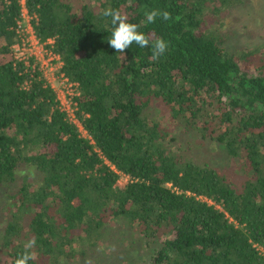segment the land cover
<instances>
[{"label": "trees", "instance_id": "obj_1", "mask_svg": "<svg viewBox=\"0 0 264 264\" xmlns=\"http://www.w3.org/2000/svg\"><path fill=\"white\" fill-rule=\"evenodd\" d=\"M241 5L26 0L36 37L78 84L86 138L41 73L9 59L20 8L0 0V189L20 180L7 196L0 264L23 251L10 249L16 230L35 240L37 257L59 258L110 219L141 233L147 264H264V43L231 51L222 30ZM109 7L167 52L154 61L133 43L117 53ZM152 9L172 20L146 23Z\"/></svg>", "mask_w": 264, "mask_h": 264}, {"label": "rangeland", "instance_id": "obj_2", "mask_svg": "<svg viewBox=\"0 0 264 264\" xmlns=\"http://www.w3.org/2000/svg\"><path fill=\"white\" fill-rule=\"evenodd\" d=\"M246 5H241L229 11L224 19L223 37L227 39L226 47L233 51L238 47L253 49L264 43V0H242ZM211 161V156H210ZM223 159H216L218 162ZM21 179V175H18ZM7 189H0V241L3 242L2 232L8 218L10 207L8 195L12 190H16L18 182ZM127 182V177L120 175L118 186L123 187ZM15 211V209H14ZM97 220L92 222L96 226ZM106 226L98 229L91 227L88 230L87 242L73 241L72 247L68 248V254L54 258H36V264H147L150 251L147 250L145 239L141 233L133 227L127 226L121 219L105 221ZM110 222V223H108ZM16 232L18 236H16ZM15 235H9L11 240L10 249L13 246L23 247L21 242L24 232L16 230ZM17 240V241H15ZM3 244V243H2ZM0 246V260L4 252L7 251ZM66 250V249H65ZM39 254H36V256Z\"/></svg>", "mask_w": 264, "mask_h": 264}, {"label": "built area", "instance_id": "obj_3", "mask_svg": "<svg viewBox=\"0 0 264 264\" xmlns=\"http://www.w3.org/2000/svg\"><path fill=\"white\" fill-rule=\"evenodd\" d=\"M20 15L12 30L16 35V42L11 47L9 59L15 63H23L32 70H38L47 86L55 94L57 109L65 115L66 120L78 128L83 137L88 138L77 118V106L74 97L79 95L78 84L69 81L61 72L62 62L51 50L46 48L36 37L32 27L35 18L28 13L26 0H18ZM48 45L52 41H48ZM209 204H212L208 201ZM264 254V252H263Z\"/></svg>", "mask_w": 264, "mask_h": 264}, {"label": "clouds", "instance_id": "obj_4", "mask_svg": "<svg viewBox=\"0 0 264 264\" xmlns=\"http://www.w3.org/2000/svg\"><path fill=\"white\" fill-rule=\"evenodd\" d=\"M102 15L105 18H110L113 30L108 43L117 53L123 54L133 43L141 48L150 46L152 51L151 59L154 61L167 52L169 48L168 42L163 38L152 39L149 34L140 31V25L129 22L128 18L119 9L106 8L103 10ZM144 15L145 22L148 24L155 23L158 18L162 21L172 20V16L168 11L159 9L146 11ZM177 19L179 18L177 17ZM35 243L34 239L27 240L23 244V251L14 260V264H31V262L35 261L37 258L36 252L33 251Z\"/></svg>", "mask_w": 264, "mask_h": 264}]
</instances>
